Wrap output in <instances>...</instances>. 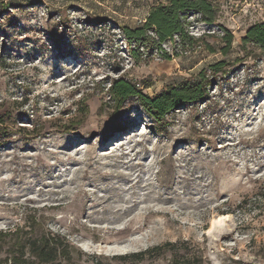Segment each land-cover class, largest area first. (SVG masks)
<instances>
[{"label":"rangeland","instance_id":"rangeland-1","mask_svg":"<svg viewBox=\"0 0 264 264\" xmlns=\"http://www.w3.org/2000/svg\"><path fill=\"white\" fill-rule=\"evenodd\" d=\"M208 1L197 44L136 59L122 26L167 0H0V264H264V48L244 41L264 0ZM200 74L207 97L160 123L110 93Z\"/></svg>","mask_w":264,"mask_h":264},{"label":"trees","instance_id":"trees-1","mask_svg":"<svg viewBox=\"0 0 264 264\" xmlns=\"http://www.w3.org/2000/svg\"><path fill=\"white\" fill-rule=\"evenodd\" d=\"M3 9H8L9 4L3 5ZM212 4L208 0H167L166 3L154 6L146 21L136 27L129 25L122 26L123 34L130 46V53L134 58L142 56L141 48L154 52L161 51L163 59H171V55L162 48V44L173 42L177 37L183 47L197 44L198 39L188 33L190 15L210 16ZM155 34V36L151 35ZM246 43L254 44L264 48V22L253 25L249 30ZM214 65L221 71V66ZM210 84L208 78L201 75L195 81L183 82L179 86L172 87L155 97L144 94L137 85L124 79L114 80L110 93L120 107L123 102L131 99L137 100L143 109L156 122L160 123L165 117L178 109L179 106L197 103L207 97V86ZM3 127L0 126V137H2ZM50 237L43 236L33 242L35 255L43 262H51L58 258L60 244L58 239H54V245ZM167 246L172 245L167 243ZM159 248V247H158ZM143 257V254H141ZM126 258V257H125Z\"/></svg>","mask_w":264,"mask_h":264}]
</instances>
